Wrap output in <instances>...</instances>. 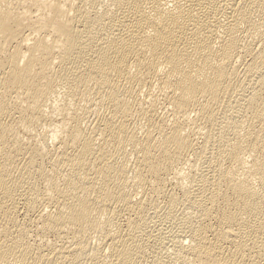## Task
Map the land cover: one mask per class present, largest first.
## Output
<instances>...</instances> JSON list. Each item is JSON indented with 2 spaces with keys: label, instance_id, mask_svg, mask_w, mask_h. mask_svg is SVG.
<instances>
[{
  "label": "bare ground",
  "instance_id": "1",
  "mask_svg": "<svg viewBox=\"0 0 264 264\" xmlns=\"http://www.w3.org/2000/svg\"><path fill=\"white\" fill-rule=\"evenodd\" d=\"M0 264H264V0H0Z\"/></svg>",
  "mask_w": 264,
  "mask_h": 264
}]
</instances>
